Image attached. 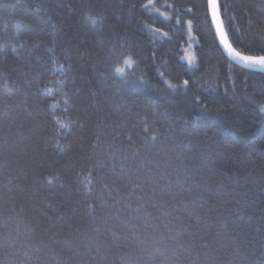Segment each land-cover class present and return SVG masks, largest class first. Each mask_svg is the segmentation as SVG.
<instances>
[{
	"label": "trees",
	"instance_id": "trees-1",
	"mask_svg": "<svg viewBox=\"0 0 264 264\" xmlns=\"http://www.w3.org/2000/svg\"><path fill=\"white\" fill-rule=\"evenodd\" d=\"M206 5L0 0V264H264V66Z\"/></svg>",
	"mask_w": 264,
	"mask_h": 264
},
{
	"label": "snow or ice",
	"instance_id": "snow-or-ice-1",
	"mask_svg": "<svg viewBox=\"0 0 264 264\" xmlns=\"http://www.w3.org/2000/svg\"><path fill=\"white\" fill-rule=\"evenodd\" d=\"M148 4L151 5L152 0H148ZM206 7L211 10L213 20L219 21V16H218L219 4H218L217 0H207ZM87 19L93 25H95L97 23V21L94 17H88ZM190 23H191V21H189V24ZM217 31L220 34V39H221L225 49L228 51L229 55L235 56L239 60H241L243 62H247L248 64L264 66V56H259V57L248 56V55L242 56L239 52H237L235 50V48L232 46V44L229 42V40H228L224 30H223V27L219 23L217 24ZM126 63H131V62L127 61ZM117 71L120 74H123L124 70L121 68V69H118ZM187 83H188L187 81H184V84H187ZM173 87H175V86H173ZM260 110L262 112H264V108H261Z\"/></svg>",
	"mask_w": 264,
	"mask_h": 264
},
{
	"label": "water",
	"instance_id": "water-1",
	"mask_svg": "<svg viewBox=\"0 0 264 264\" xmlns=\"http://www.w3.org/2000/svg\"><path fill=\"white\" fill-rule=\"evenodd\" d=\"M217 2H218V4H219V0H217ZM218 16H219V21H217V20H213V18H212V20H213V26H214V29H215V33H216V36H217V38H218V41H219V43L221 44V46L224 48V50L228 53V51L225 49V47H224V45H223V43H222V41H221V39H220V34L218 33V31H217V24L219 23L222 27H223V30H224V32H225V34H226V36H227V33H226V30H225V26H224V23H223V19H222V16H221V11H220V6H219V9H218ZM227 38H228V36H227ZM228 40H229V38H228ZM229 42H230V40H229ZM231 43V42H230ZM233 46V45H232ZM236 50V49H235ZM237 51V50H236ZM238 52V51H237ZM229 54V53H228ZM241 54V53H240ZM242 55V54H241ZM231 57H232V59L233 60H235L236 62H238L239 64H241V65H244V66H247V67H249V68H253L252 67V64H248L247 62H243V61H241V60H239L238 58H236L235 56H232V55H230ZM243 56V55H242ZM251 65V66H250ZM263 71H264V69H262Z\"/></svg>",
	"mask_w": 264,
	"mask_h": 264
},
{
	"label": "rangeland",
	"instance_id": "rangeland-1",
	"mask_svg": "<svg viewBox=\"0 0 264 264\" xmlns=\"http://www.w3.org/2000/svg\"><path fill=\"white\" fill-rule=\"evenodd\" d=\"M194 57H195V53L193 50V46H191L190 48L186 49L185 52V61L189 64V65H193L194 64Z\"/></svg>",
	"mask_w": 264,
	"mask_h": 264
}]
</instances>
